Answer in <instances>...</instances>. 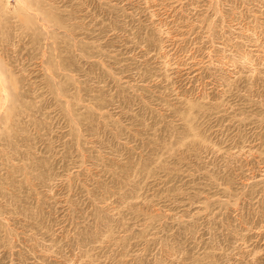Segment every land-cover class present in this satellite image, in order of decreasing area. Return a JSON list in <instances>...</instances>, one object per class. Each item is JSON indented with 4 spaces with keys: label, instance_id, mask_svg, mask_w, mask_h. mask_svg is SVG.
Returning <instances> with one entry per match:
<instances>
[{
    "label": "rangeland",
    "instance_id": "obj_1",
    "mask_svg": "<svg viewBox=\"0 0 264 264\" xmlns=\"http://www.w3.org/2000/svg\"><path fill=\"white\" fill-rule=\"evenodd\" d=\"M0 264H264V0H0Z\"/></svg>",
    "mask_w": 264,
    "mask_h": 264
}]
</instances>
